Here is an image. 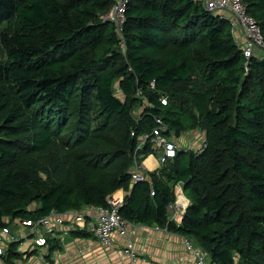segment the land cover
<instances>
[{"label":"trees","instance_id":"trees-1","mask_svg":"<svg viewBox=\"0 0 264 264\" xmlns=\"http://www.w3.org/2000/svg\"><path fill=\"white\" fill-rule=\"evenodd\" d=\"M242 1L264 39V0ZM111 3L0 0V226L123 189L131 223L177 231L214 264H264V49L246 59L229 15L202 0H128L121 32L102 18ZM156 118L168 140L199 130L205 147L176 143L133 183L136 159L158 154L136 149Z\"/></svg>","mask_w":264,"mask_h":264},{"label":"crops","instance_id":"crops-1","mask_svg":"<svg viewBox=\"0 0 264 264\" xmlns=\"http://www.w3.org/2000/svg\"><path fill=\"white\" fill-rule=\"evenodd\" d=\"M216 13L229 14L226 11ZM235 33L236 37L243 39L240 29ZM142 166L150 172L157 170L160 167L158 155H147L142 161ZM174 193L178 207L185 210L189 199L185 196L181 184L174 185ZM114 195L124 197L125 191L118 189ZM34 207L35 205H32L31 209ZM184 212L173 220L176 225L180 224ZM85 213L86 218L95 214L92 210ZM70 220V214L65 213V223L55 225L51 232L45 234L47 242L42 246H36L33 239L44 232L37 230L30 233V227L23 226L18 218L0 226L8 228V232L2 234L0 241V247L5 248V254L0 255V264H128V257L122 251L126 243L125 238L115 235L111 245H102L89 233L67 232L65 228ZM129 231L143 264H189L191 255L184 245V240L189 238L181 233L157 225L137 223H132ZM11 235L16 240L10 241Z\"/></svg>","mask_w":264,"mask_h":264},{"label":"built area","instance_id":"built-area-1","mask_svg":"<svg viewBox=\"0 0 264 264\" xmlns=\"http://www.w3.org/2000/svg\"><path fill=\"white\" fill-rule=\"evenodd\" d=\"M204 7L212 12L226 11L229 14L230 22L234 30L240 29L243 34V53L246 59H249L256 51L264 49V39L260 26L256 20L247 12V6L242 0H202ZM128 0H112L111 6L103 14L102 18L108 22H112L116 31L121 32L124 23V14ZM153 85V82H152ZM167 97H161V102L166 103ZM166 129L165 124L160 118H156V127L151 134L144 133L138 140L136 149L139 150L149 141L152 147L158 150V158L160 164L164 163L167 158L174 157L176 154V142L168 140L162 132ZM205 147L204 138L201 139L199 147ZM136 150V151H137ZM141 158V156L139 157ZM147 179V175L143 171L142 160L137 159L134 163L131 180L133 183L142 182ZM178 185V184H177ZM151 194L154 191L151 190ZM122 196L110 195L107 198L106 205L95 207H86L84 211H67L70 214L71 220L66 224L67 232H86L102 245H111L115 235L125 238L123 253L128 257V264H143L137 251L134 248L133 241L130 238L129 227L132 224L124 219L119 214V207L123 203ZM169 219L175 220L183 211L178 207L177 203L171 202L168 204ZM92 210L95 212L91 218H86V211ZM51 212L35 221L22 220L23 226L30 227V233H35L37 230L44 232L43 234L33 239L36 246L46 244V235L51 232L55 225H63L64 214ZM165 228V227H164ZM8 228H0V241L3 233H7ZM32 236V234H31ZM16 240L14 236H10V241ZM184 245L190 252L189 264H214L209 256L208 251L195 245L191 239H185ZM5 254V248L0 247V255Z\"/></svg>","mask_w":264,"mask_h":264},{"label":"rangeland","instance_id":"rangeland-1","mask_svg":"<svg viewBox=\"0 0 264 264\" xmlns=\"http://www.w3.org/2000/svg\"><path fill=\"white\" fill-rule=\"evenodd\" d=\"M136 107L137 106L134 107L133 112L136 115H139L141 113L142 107L141 106L139 108H136ZM202 138H203L202 131L187 130L184 133H182L179 138H173V141L175 140V142L178 145H180L181 148L194 149V148L199 147V144H200ZM143 159H142V161H143ZM160 166H161V164H160Z\"/></svg>","mask_w":264,"mask_h":264}]
</instances>
